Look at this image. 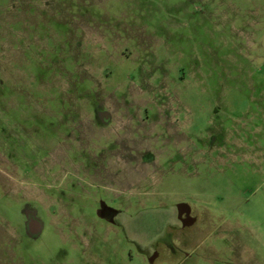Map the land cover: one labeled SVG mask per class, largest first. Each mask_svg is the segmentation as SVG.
<instances>
[{
    "label": "rangeland",
    "instance_id": "obj_1",
    "mask_svg": "<svg viewBox=\"0 0 264 264\" xmlns=\"http://www.w3.org/2000/svg\"><path fill=\"white\" fill-rule=\"evenodd\" d=\"M0 264H264V0H0Z\"/></svg>",
    "mask_w": 264,
    "mask_h": 264
},
{
    "label": "water",
    "instance_id": "obj_2",
    "mask_svg": "<svg viewBox=\"0 0 264 264\" xmlns=\"http://www.w3.org/2000/svg\"><path fill=\"white\" fill-rule=\"evenodd\" d=\"M26 214H27V218L29 219V220H32V222H33V220H35V218H34V214H35V212H29V211H26ZM28 220V221H29ZM27 221V222H28ZM41 221V220H40ZM42 223V222H41ZM28 225H29V222H28ZM28 227V226H27ZM32 231H34V230H32ZM34 233H38L37 231L36 232H34Z\"/></svg>",
    "mask_w": 264,
    "mask_h": 264
},
{
    "label": "flooded vegetation",
    "instance_id": "obj_3",
    "mask_svg": "<svg viewBox=\"0 0 264 264\" xmlns=\"http://www.w3.org/2000/svg\"><path fill=\"white\" fill-rule=\"evenodd\" d=\"M145 160L146 161H149L150 160V156H145ZM181 210V209H180ZM183 211V210H182ZM187 212V211H186ZM179 214V213H178ZM184 214H185V212H182V213H180L178 216H180V219L181 218H184ZM188 216V215H187ZM187 216H186V218H187ZM187 221V220H186Z\"/></svg>",
    "mask_w": 264,
    "mask_h": 264
}]
</instances>
